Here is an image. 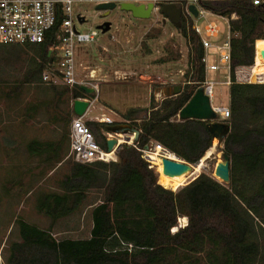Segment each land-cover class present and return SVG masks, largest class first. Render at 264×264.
<instances>
[{
	"label": "trees",
	"instance_id": "16d2710c",
	"mask_svg": "<svg viewBox=\"0 0 264 264\" xmlns=\"http://www.w3.org/2000/svg\"><path fill=\"white\" fill-rule=\"evenodd\" d=\"M208 6L227 17L234 13L238 17L232 21L230 132L225 139V152L232 158L230 183L202 172L172 191L158 182V173L143 157L147 147L158 143L181 160L196 164L212 149L208 121L177 119L205 80L204 48L192 37L197 59L193 79H188L192 83L159 104L152 102L148 108H133L124 114V124L137 132L135 146L123 144L114 162L76 161L61 182L62 192L39 198L37 210L51 218L53 225L72 215L91 189H99L102 199L92 210L90 237L57 240L52 226L43 230L20 220L23 244L40 250L41 257H46L42 264H264V83L249 82L255 41L264 39V8L234 0L211 1ZM55 44L52 40L26 45L32 56L24 83L40 79ZM260 51L264 53L263 43ZM263 71L264 63L255 72ZM51 88L59 103L66 94L70 105L72 99L85 97L79 88ZM71 109L61 112L60 138L30 142L31 154L63 163V154L69 153ZM87 124L107 149L103 133L120 123ZM182 217L188 223L178 227Z\"/></svg>",
	"mask_w": 264,
	"mask_h": 264
},
{
	"label": "rangeland",
	"instance_id": "374dc122",
	"mask_svg": "<svg viewBox=\"0 0 264 264\" xmlns=\"http://www.w3.org/2000/svg\"><path fill=\"white\" fill-rule=\"evenodd\" d=\"M72 7L75 17L82 14L86 19L77 25L80 32L98 31L95 42L81 45L78 53V61L96 70V76L102 82L92 112L86 116L87 122H102L101 118L109 117L125 125L124 114L128 110L148 108L152 102L159 104L176 96L173 89L177 86L182 88L184 80L193 77L188 60L189 47L178 28L170 20H165L162 14L153 13L149 19H139L118 6L105 15V11L98 10L94 3L88 1L74 2ZM212 20L219 24L222 35H225L227 25L224 20ZM104 21L112 23L105 33L98 29ZM262 43L264 39L261 38L255 43L256 65L250 78L256 83H264V71L255 72L264 63V53H260ZM31 56L32 51L26 45H0V264H42L46 261L38 248L23 244L21 219L43 230L52 226V235L57 240L87 239L93 226L92 210L102 199L99 189H91L87 199L72 215L59 219L53 225L51 218L37 210L42 194L62 192L61 182L71 174L76 160L70 151L63 154V163L29 152L28 145L34 140L55 141L60 138L63 132L59 121L61 112L72 108L70 95L66 94L59 103L52 86L43 84L40 79L29 84L23 82ZM209 61L221 65L212 50ZM253 65L254 62L251 72ZM134 68L137 73L130 74L129 70ZM89 71L83 67L79 69L82 78ZM227 74L223 69L208 72V79L214 82L213 107H230ZM62 87L58 85V88ZM94 117L99 119H88ZM219 121L229 124V117ZM107 134L103 133L105 137ZM127 134L132 136V133ZM123 144L131 145L128 142ZM217 145L206 159V167L196 176L205 172L216 178L215 166L226 148L225 141L217 142ZM155 170L158 172L156 167ZM195 175L189 176L182 186L190 183ZM178 222V227H184L188 219L182 217ZM176 230L177 227L172 232ZM203 256L206 257L205 254ZM17 259H21L20 262Z\"/></svg>",
	"mask_w": 264,
	"mask_h": 264
},
{
	"label": "built area",
	"instance_id": "2783aa9c",
	"mask_svg": "<svg viewBox=\"0 0 264 264\" xmlns=\"http://www.w3.org/2000/svg\"><path fill=\"white\" fill-rule=\"evenodd\" d=\"M78 1H88L94 3L96 6L103 3H116L119 6L122 3L128 2L136 5L145 4L146 6L153 4L151 15L153 13L162 14L164 4H175L181 9L182 25L178 30L180 36L189 47L188 60L191 65L192 75L197 64L196 45L192 37L204 48V56L201 61L204 64L205 80L199 83L194 93L198 88L202 87L205 94L209 96L212 106L214 82L208 79L209 71L226 70L228 73L226 83H232V21L238 17L235 13L231 17H227L220 12L210 9L208 6V3L211 1L221 0H0V45H38L54 40L56 44L50 47L49 56L51 58L41 72V82L49 86L61 85L70 90L78 88L82 90V86L94 90L93 94H87L82 90L85 97H78L71 101L72 111L76 99L89 101V107L83 116H76L73 113L74 118L70 126L69 151L70 155L74 156L77 162L92 163L102 161L109 163L117 161V155L122 146L121 140L135 146L134 142L136 138L135 132L132 133V136L125 134L131 140H124V138L119 137L120 133H108L106 140L113 138L118 140L114 149L109 151L97 141L93 131L87 124L86 116L92 112V107H94L95 101L99 96L102 82L96 76V70L91 69L89 66H84L78 61L80 46L95 42L98 36L97 30H91L89 32H80L78 30V23L86 21L82 14H78L76 17L74 15L72 6L74 2ZM234 1H242L254 7L264 8V0ZM191 6H195L197 9V15L191 10ZM163 17L165 20H169L164 15ZM214 18L224 20L226 23L227 32L225 35H222V29L219 24L212 20ZM183 30L186 31V35H184ZM211 50L221 65L218 63H210L209 56ZM256 57L255 46L254 65L251 74L254 73ZM80 67H83L84 70H90L83 78L79 72ZM249 82H252L251 78ZM190 83H192L191 80H184L183 87ZM89 95H92V97H89ZM155 96L157 99V94ZM212 108L217 113L218 120L223 121L230 115L229 108L213 106ZM96 118L99 119L98 117H94V119ZM100 121L108 124L114 123V120L109 117L101 118ZM157 147L163 146L154 143L149 151Z\"/></svg>",
	"mask_w": 264,
	"mask_h": 264
},
{
	"label": "water",
	"instance_id": "95a60500",
	"mask_svg": "<svg viewBox=\"0 0 264 264\" xmlns=\"http://www.w3.org/2000/svg\"><path fill=\"white\" fill-rule=\"evenodd\" d=\"M117 6L116 3H103L97 5L98 10L105 11V15H109L112 10ZM122 10L129 11L133 14L134 17L139 19H149L151 17V11L153 4L146 6L145 4L136 5L134 3H122L119 5ZM191 10L197 15V9L195 6H191ZM162 14L168 18L174 26L177 28L181 27V9L178 8L175 4H164L162 7ZM81 18V17H80ZM112 23L110 21H104L98 26V29L103 33L110 30ZM87 94H93L94 90L86 86L81 87ZM182 88L177 86L173 89V95H177L181 92ZM89 107V101L84 99H76L73 104V113L76 116H83L86 113L87 108ZM178 117L180 121L195 119L208 121V129L213 136V143L217 141L218 144H221L225 141L226 137L230 132V125L218 120L217 113L213 110L210 102L209 96H207L202 87L198 88L193 96L190 98L188 103L179 111ZM110 132L119 134H127L137 132L132 129L130 125L118 124L110 128ZM118 140L116 138L107 140V149L112 151L117 145ZM121 146V145H119ZM150 148H146L143 151V157L145 158V151H149ZM165 152L169 151L164 149ZM172 160L170 158L163 157V173L168 176H177L183 173L193 171V168L196 164H190L184 160L178 159ZM149 162V161H148ZM200 162V161H199ZM151 163V162H150ZM152 164V163H151ZM154 167V164L151 166ZM230 168L231 160L229 154L226 152L222 153V158L219 162L216 163L214 176L219 179L222 183H230ZM158 173V172H157ZM159 177V173H158ZM176 191V190H173Z\"/></svg>",
	"mask_w": 264,
	"mask_h": 264
},
{
	"label": "bare ground",
	"instance_id": "6f19581e",
	"mask_svg": "<svg viewBox=\"0 0 264 264\" xmlns=\"http://www.w3.org/2000/svg\"><path fill=\"white\" fill-rule=\"evenodd\" d=\"M119 137L124 138V140H131L130 137L125 134H119ZM123 142L124 141L121 140V143ZM217 146V141H214L212 149L208 152L207 155H205L200 160V162H198V164L194 166L193 171L191 170L189 172L177 176H168L163 173V157L170 158L172 160H177L176 155L174 153L170 151L165 152L163 150V147H157L153 151L151 150V152H145V159L151 162L152 165L154 164V167L157 168V171L159 173V183L166 188L172 189L173 191L177 190L180 186H182V184L189 176L199 173L203 168L206 167V159L216 150Z\"/></svg>",
	"mask_w": 264,
	"mask_h": 264
},
{
	"label": "crops",
	"instance_id": "0c3cea01",
	"mask_svg": "<svg viewBox=\"0 0 264 264\" xmlns=\"http://www.w3.org/2000/svg\"><path fill=\"white\" fill-rule=\"evenodd\" d=\"M143 69V68H142ZM129 73L130 74H136L137 73V69L136 68H134V69H132V70H129ZM92 120H95L94 118H92Z\"/></svg>",
	"mask_w": 264,
	"mask_h": 264
},
{
	"label": "flooded vegetation",
	"instance_id": "af4514ba",
	"mask_svg": "<svg viewBox=\"0 0 264 264\" xmlns=\"http://www.w3.org/2000/svg\"><path fill=\"white\" fill-rule=\"evenodd\" d=\"M178 95V94H177Z\"/></svg>",
	"mask_w": 264,
	"mask_h": 264
}]
</instances>
